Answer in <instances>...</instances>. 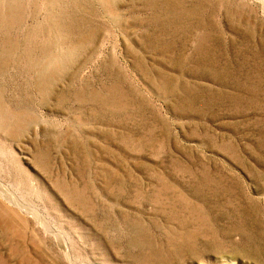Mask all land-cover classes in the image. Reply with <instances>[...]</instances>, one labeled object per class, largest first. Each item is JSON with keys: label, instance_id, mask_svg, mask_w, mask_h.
Listing matches in <instances>:
<instances>
[{"label": "rangeland", "instance_id": "374dc122", "mask_svg": "<svg viewBox=\"0 0 264 264\" xmlns=\"http://www.w3.org/2000/svg\"><path fill=\"white\" fill-rule=\"evenodd\" d=\"M0 264H264V0H0Z\"/></svg>", "mask_w": 264, "mask_h": 264}]
</instances>
